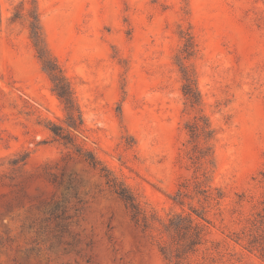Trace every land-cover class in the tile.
Segmentation results:
<instances>
[{"label": "rangeland", "instance_id": "rangeland-1", "mask_svg": "<svg viewBox=\"0 0 264 264\" xmlns=\"http://www.w3.org/2000/svg\"><path fill=\"white\" fill-rule=\"evenodd\" d=\"M33 9L0 0V264H172L159 247L178 213L204 229L178 264H264L245 248L264 244V0H36L82 113L76 141L147 225L46 129L65 111L30 38ZM203 116L212 137L192 142L185 125Z\"/></svg>", "mask_w": 264, "mask_h": 264}, {"label": "trees", "instance_id": "trees-1", "mask_svg": "<svg viewBox=\"0 0 264 264\" xmlns=\"http://www.w3.org/2000/svg\"><path fill=\"white\" fill-rule=\"evenodd\" d=\"M32 6L34 9L32 11L33 13L31 15V21L29 23L30 38L37 51L38 59L41 61L43 70L47 73L52 82V90L63 105L65 111V117L63 120L64 125L47 121L45 125L46 129L49 131L54 141L61 143L65 147L71 148L79 156L83 157L91 167L98 169L103 174V177L106 178L107 184H109L118 194V196L124 201L127 208L130 210L133 219L136 222L144 221V224L147 225L145 217L139 210L138 205L129 190H127L121 184L116 183V181L107 173L105 167L102 166V164L93 156V154L82 149L77 143L74 133L82 132V113L73 96V91L68 80L64 76L61 68L52 57L46 46L39 15L36 10V0H32ZM192 49V37L188 34L183 51L186 55L184 60L191 57ZM180 69L185 80V84L183 85V94L191 107L198 106L200 103V98L195 87L194 76L192 73H189L182 60L180 61ZM201 119L194 117L192 122H188L185 125V129L187 130L192 142H195L200 137L203 139V136L206 141L210 140L212 137V131L209 129L207 119L204 116ZM199 158H203V156L196 157V159ZM182 187H184V185H182L181 188ZM186 198L187 193L180 189L173 196L172 200L174 204L183 206ZM195 213L197 217L205 219V212L203 209ZM255 222H257V220H255ZM164 231L170 237L171 243L169 245H161L159 250L163 257L172 264H178L181 262L184 256L189 253H194L198 246L202 244L204 238L203 227L196 223L189 214H174L169 219V223L164 226ZM237 240H240V238H237ZM257 244L259 246H257ZM245 248L250 251L258 250V252L264 258V244L257 242L255 236L248 240Z\"/></svg>", "mask_w": 264, "mask_h": 264}]
</instances>
